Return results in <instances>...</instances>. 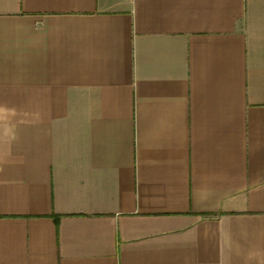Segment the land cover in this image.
Returning <instances> with one entry per match:
<instances>
[{"label":"crops","instance_id":"1","mask_svg":"<svg viewBox=\"0 0 264 264\" xmlns=\"http://www.w3.org/2000/svg\"><path fill=\"white\" fill-rule=\"evenodd\" d=\"M0 264H264V0H0Z\"/></svg>","mask_w":264,"mask_h":264},{"label":"trees","instance_id":"2","mask_svg":"<svg viewBox=\"0 0 264 264\" xmlns=\"http://www.w3.org/2000/svg\"><path fill=\"white\" fill-rule=\"evenodd\" d=\"M52 217H53V219H54L55 223L57 224V223H58V219H59L60 215H53Z\"/></svg>","mask_w":264,"mask_h":264}]
</instances>
